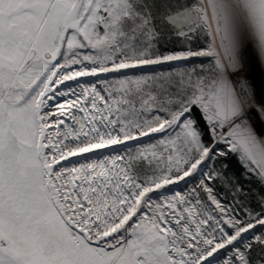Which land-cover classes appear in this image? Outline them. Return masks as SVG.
I'll return each mask as SVG.
<instances>
[{
  "label": "snow or ice",
  "instance_id": "obj_1",
  "mask_svg": "<svg viewBox=\"0 0 264 264\" xmlns=\"http://www.w3.org/2000/svg\"><path fill=\"white\" fill-rule=\"evenodd\" d=\"M0 264H264V0H0Z\"/></svg>",
  "mask_w": 264,
  "mask_h": 264
},
{
  "label": "rangeland",
  "instance_id": "obj_2",
  "mask_svg": "<svg viewBox=\"0 0 264 264\" xmlns=\"http://www.w3.org/2000/svg\"><path fill=\"white\" fill-rule=\"evenodd\" d=\"M69 83H70V82H69ZM73 86H74V85H73ZM186 179H188V178H186ZM191 183H192V185H194V184H195V181H192ZM179 184H180V187H179V188H176V190H186L183 181L179 182ZM169 187L171 188V187H175V186H169ZM221 251L223 252V250H221Z\"/></svg>",
  "mask_w": 264,
  "mask_h": 264
}]
</instances>
